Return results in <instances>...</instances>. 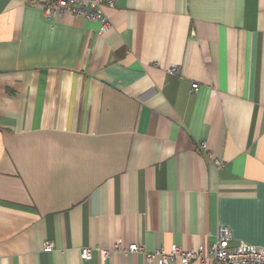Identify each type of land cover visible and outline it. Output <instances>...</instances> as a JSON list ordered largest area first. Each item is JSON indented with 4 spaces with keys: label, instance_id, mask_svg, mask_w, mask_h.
<instances>
[{
    "label": "crops",
    "instance_id": "0c3cea01",
    "mask_svg": "<svg viewBox=\"0 0 264 264\" xmlns=\"http://www.w3.org/2000/svg\"><path fill=\"white\" fill-rule=\"evenodd\" d=\"M35 2L0 0V264L264 248V0Z\"/></svg>",
    "mask_w": 264,
    "mask_h": 264
},
{
    "label": "built area",
    "instance_id": "2783aa9c",
    "mask_svg": "<svg viewBox=\"0 0 264 264\" xmlns=\"http://www.w3.org/2000/svg\"><path fill=\"white\" fill-rule=\"evenodd\" d=\"M116 0H36V5L42 10L46 20L54 19L58 15L69 14L72 17H84L88 21H98L106 28L107 19L97 10L101 6L113 8ZM174 71L173 68H170ZM198 85L191 86L190 93L198 92ZM201 149H205V144H199ZM231 233L227 228L218 230L217 239L209 246H198L190 250H182L176 245H171L168 250L159 248L152 253H146L142 246L138 244H130L127 247V253L143 254L146 262H154L155 264H169L172 261H178L180 264H190L197 262L198 264H264V248L253 247L247 245H239L232 247ZM121 241L117 240L113 249L119 250ZM54 250L53 244L44 242L42 251L49 253ZM112 250H100L103 260L107 259ZM91 251L89 248H82L80 258L84 261L90 259Z\"/></svg>",
    "mask_w": 264,
    "mask_h": 264
}]
</instances>
